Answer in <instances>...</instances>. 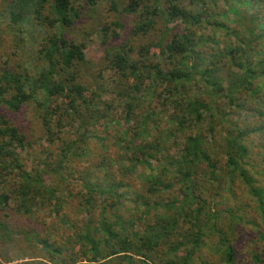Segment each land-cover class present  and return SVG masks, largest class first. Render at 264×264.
<instances>
[{
  "label": "trees",
  "instance_id": "16d2710c",
  "mask_svg": "<svg viewBox=\"0 0 264 264\" xmlns=\"http://www.w3.org/2000/svg\"><path fill=\"white\" fill-rule=\"evenodd\" d=\"M261 85L264 0H0V264H210L209 230L236 264L217 204L264 181L224 106Z\"/></svg>",
  "mask_w": 264,
  "mask_h": 264
},
{
  "label": "rangeland",
  "instance_id": "374dc122",
  "mask_svg": "<svg viewBox=\"0 0 264 264\" xmlns=\"http://www.w3.org/2000/svg\"><path fill=\"white\" fill-rule=\"evenodd\" d=\"M100 6L104 8L106 7L105 5H100ZM220 9H223V6L220 7ZM84 10L81 15V21L85 23L84 25H90L91 22L88 19V15L84 13ZM205 32L209 36L212 35L211 30L209 28H206ZM71 33L73 32L71 31ZM83 52H84L85 60L96 61L100 55V51L97 49V46L95 43L87 44L86 47L83 49ZM258 88L262 92V96L264 97V86L261 85ZM7 96L8 95H6V97ZM105 96H107V94ZM256 102L257 100L254 99L253 97L244 95L242 96V98H240V100L235 105L242 106V107L249 109V107H253L256 104ZM2 107H5V106L2 104L0 106V110ZM224 109L226 112L228 111V114L225 116V119H227L229 123L231 124L230 127L236 128L238 130L259 128V130H252L246 133L242 137L241 142L244 143L246 146L247 153L249 154V159L258 161L260 168L262 167L264 168V142L260 141L261 139L264 140V126H263L264 125V115L261 117H258L256 113H250L249 111H245V109L237 110V109H234L233 107H230L229 105L224 106ZM35 133L36 131L31 133L28 137H34ZM216 137L218 138V136ZM33 139H30V140L32 141ZM28 145H32V144L29 143ZM215 147L219 148L218 144H216ZM26 150L30 152V149L28 147H24V150L22 153H25ZM173 150H174V146L171 149H169V153L173 152ZM56 153L57 152L52 151L51 155L55 156ZM32 155H33L32 152H30V156L26 155L24 157V162L28 164L33 162L32 160H34L35 156H32ZM41 156L43 157L44 154H41ZM219 156L222 157V155L218 153L217 157ZM118 157H121V159L117 158L114 161V165L111 166V172H109L111 176H114V177L118 176L121 173V169H120L121 165H125V167H127L126 164L128 160L126 159L122 160L124 159V156H121V154ZM131 167L134 171L133 174L135 175L143 171V170L138 169V167L134 165ZM260 168L254 169V175L258 177V180H255V177L253 176V174H251V176L253 177V181L262 183L264 181V175H263L262 169ZM219 172L220 171L216 173H219ZM120 177L121 175L115 179H119ZM170 184L172 188L175 189L173 190V194H174L173 196H176L178 197V199H180L181 197L179 193L180 183L178 181H170ZM239 189H242V188H239ZM238 191L241 193L240 195H238L239 197L237 198L234 197L231 199V201L233 202H228L225 200L218 202L217 204L218 208L216 209L217 221H214V222L216 226L219 225L218 220L220 219L222 220V222L228 223V225L222 230H226L228 232L229 234L228 240H230L231 238L229 243L233 247V258L235 259L236 264H253L250 261V254L253 250H255L258 256L261 257L260 263L264 264V212H261L256 207L255 202L253 203V201L251 200V198H249L246 191L244 190L242 191L238 190ZM167 194L170 196L171 192L168 191ZM165 195H166V191H165L164 196ZM253 199L255 200L254 197ZM250 201L252 205H254V212L250 208L247 207V203ZM223 202H226V204H224ZM201 211L202 212L199 218H201L202 220V217H205L206 215H203V210ZM1 221L4 222V220H1ZM178 221H181V218H179ZM231 230H234L232 234H230ZM203 239L206 244V247L200 253L203 255L206 254L208 256L206 257V259L210 260L209 261L210 264H225L223 260L224 259L223 254L219 255V252L211 253L208 250V246L210 244H213L216 241L215 232L213 230L206 231ZM15 262L16 261H13L12 263H15Z\"/></svg>",
  "mask_w": 264,
  "mask_h": 264
}]
</instances>
